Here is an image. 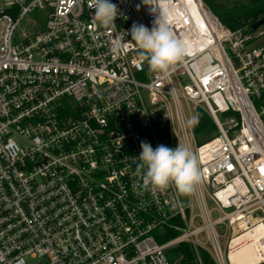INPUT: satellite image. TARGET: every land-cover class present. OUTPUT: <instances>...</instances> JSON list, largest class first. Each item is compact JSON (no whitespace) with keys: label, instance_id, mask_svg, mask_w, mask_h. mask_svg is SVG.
<instances>
[{"label":"built area","instance_id":"obj_1","mask_svg":"<svg viewBox=\"0 0 264 264\" xmlns=\"http://www.w3.org/2000/svg\"><path fill=\"white\" fill-rule=\"evenodd\" d=\"M110 2L115 28L90 0H0V264H171L180 242L230 264L234 238L264 245V25L230 28L202 0ZM160 10L188 51L158 74L131 29ZM199 110L217 128L202 143ZM141 142L194 152L195 191L144 190Z\"/></svg>","mask_w":264,"mask_h":264},{"label":"clouds","instance_id":"obj_2","mask_svg":"<svg viewBox=\"0 0 264 264\" xmlns=\"http://www.w3.org/2000/svg\"><path fill=\"white\" fill-rule=\"evenodd\" d=\"M144 3L148 4V0H144ZM153 6L156 7L155 3ZM90 7L95 9L94 20L105 28H115L117 5L110 0H90ZM131 37L139 50L141 64L146 62L150 73H168L187 55L188 44L174 34L166 11L160 10L151 29L134 24ZM115 45L116 49H121L126 46V42L118 39ZM198 122L199 114L187 121L192 126ZM140 146L142 152L134 174L142 181L144 190L165 191L174 186L182 195H190L195 191L202 180V173L197 155L188 147L178 143L175 148L159 145L153 149L146 142H141Z\"/></svg>","mask_w":264,"mask_h":264},{"label":"trees","instance_id":"obj_3","mask_svg":"<svg viewBox=\"0 0 264 264\" xmlns=\"http://www.w3.org/2000/svg\"><path fill=\"white\" fill-rule=\"evenodd\" d=\"M211 12L230 28L247 26V31H251V24L264 16V0H234L231 5H221L218 0H202ZM199 122L195 127V134L199 143L205 142L217 131L212 118L203 110L198 111ZM181 226L182 221L176 220ZM179 234L176 228L166 227L162 238L157 237L158 241H167ZM197 255L202 264H216L207 250L198 248L197 251L186 242H180L172 247L169 255L171 264H198Z\"/></svg>","mask_w":264,"mask_h":264},{"label":"bare ground","instance_id":"obj_4","mask_svg":"<svg viewBox=\"0 0 264 264\" xmlns=\"http://www.w3.org/2000/svg\"><path fill=\"white\" fill-rule=\"evenodd\" d=\"M259 237L260 233L254 229L234 238L228 253L230 264H255L264 259V245Z\"/></svg>","mask_w":264,"mask_h":264},{"label":"rangeland","instance_id":"obj_5","mask_svg":"<svg viewBox=\"0 0 264 264\" xmlns=\"http://www.w3.org/2000/svg\"><path fill=\"white\" fill-rule=\"evenodd\" d=\"M233 1H234V0H218L219 4H221V5H223V4H224V5H231V3H233ZM243 1H251V0H243ZM30 18H32V16H30ZM26 20H27V19L22 20V21L20 22L19 29H21V28H23V27L26 26V23H27ZM38 27H39V24H34L33 27L31 28V30H32V31H33V30H36ZM219 118H220L221 120H223V119H222V116H221L220 114H219ZM196 139L198 140V137H197V136H196ZM198 142H199V140H198ZM167 147H169V146H167ZM176 147H177V146H176ZM169 148H170V147H169ZM178 194H179V198H180V200H184V198H186V195H182V194H180V193H178ZM208 203H209L210 206L212 205L210 201H208ZM193 211H194V212L197 211L195 201H193ZM216 216H217V213H216V212H212V217L214 218V217H216ZM194 224H195V225H199V221L196 219L195 222H194ZM216 229H217V231H218L219 233H223V232H224V228H223V226H218V227H216ZM158 233H160V230L155 231V234H156V235H157ZM223 241H224V239L222 238V239H221V244H223ZM166 253H167L168 257H169V255L172 253V247L168 248V249L166 250ZM200 262H201V260H200ZM198 264H199V263H198ZM201 264H202V263H201Z\"/></svg>","mask_w":264,"mask_h":264},{"label":"water","instance_id":"obj_6","mask_svg":"<svg viewBox=\"0 0 264 264\" xmlns=\"http://www.w3.org/2000/svg\"><path fill=\"white\" fill-rule=\"evenodd\" d=\"M261 25H264V16H262L261 18H259L258 20H256L255 22H253L251 24V29L252 30H256L258 27H260Z\"/></svg>","mask_w":264,"mask_h":264}]
</instances>
